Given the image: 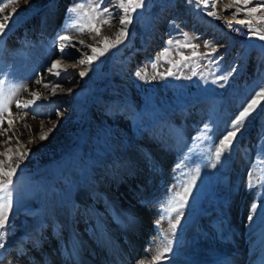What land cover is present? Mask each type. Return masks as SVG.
Masks as SVG:
<instances>
[{
	"label": "rangeland",
	"instance_id": "1",
	"mask_svg": "<svg viewBox=\"0 0 264 264\" xmlns=\"http://www.w3.org/2000/svg\"><path fill=\"white\" fill-rule=\"evenodd\" d=\"M117 2L103 0L97 7L94 0H0V4H7L0 19L11 14L10 30L0 36V82L6 94L16 92L12 98L14 125L7 134H0V153L12 148L13 163L17 151L28 153L11 187L13 205L8 223L0 230L4 233L0 240V264L18 262L12 257L17 251L11 244L25 231L35 230L50 237L49 223L61 218L71 205L77 207L80 229L92 227L97 232L101 219L106 232L116 231V239L127 244L123 225L106 220V202L109 199L114 205L120 203L117 212L127 219L125 210L140 203L142 194L138 189L142 179L133 178L135 188L124 193L118 192L113 181L104 191L99 179L101 173L111 172L106 168L110 160L123 161L132 148L137 155L130 158L131 166L137 170L151 158L153 177L165 171L172 173L174 185L177 184L175 192H182L183 186L196 176V169L200 170L183 209H179L178 198V205L173 207L179 214L182 212V225L176 227L173 239L175 248L186 242L191 228V232H198V216L205 211L213 213L214 220L220 223L219 236L233 240L243 264H264V208L254 214L249 212L250 204L264 200V104L246 121L231 152L223 155L215 168L211 167L215 147L226 127L245 100L264 86V41L249 38V26L237 23L251 20V27L264 33V4L252 0L244 6L237 5L235 0H217L207 8H198L191 0H145L144 8L137 10L128 26V40L94 61L87 75L81 77L79 71L88 66L80 65L79 60L91 55V49L78 44L68 53H60L57 37L67 34L73 40H83L85 45L101 47L103 37L114 39L120 28L117 21L122 13L114 7ZM56 5L61 11L59 22L50 29L51 11ZM103 7L110 9L111 17H97ZM252 7L260 11L249 14L247 9ZM71 8L77 12L69 11ZM238 9L239 15H233ZM212 10L219 19L207 15ZM77 21L84 26L83 32ZM90 22L100 27L99 34L89 30ZM45 24L46 29H41ZM170 40L172 44H168ZM206 42L220 46L216 57L192 58L174 66L181 54L192 56V49L184 45L197 44L198 51L206 53L210 51ZM165 48L167 54H163ZM53 60H59L60 67L68 71L53 76L49 72ZM233 66L236 72L226 82H213ZM169 69L176 75L162 78L158 74ZM138 71L142 76L146 73L147 78L137 77ZM41 78L49 85L47 88L35 83ZM57 84L53 95L52 87ZM69 88L71 93L67 92ZM32 89L41 90V97H47V101L42 98L27 110L17 109L15 100L31 99ZM164 127L175 138V142L170 141L174 161L172 155L160 161L156 154L161 150L158 146H154V154L147 156L149 148L142 143L146 138L158 141V131ZM6 128L7 123L0 126V133ZM53 128L47 139H40L41 133ZM9 137L10 143L6 142ZM6 159L0 155V160ZM104 182L107 183L106 179ZM154 190L149 186V195ZM104 192L107 197L103 199ZM80 195L87 196L90 216ZM162 200L158 197L151 201L159 212L164 210L160 203H167ZM93 210L100 218L92 214ZM250 214L252 220L248 219ZM201 225V229L205 226L209 230L207 225ZM167 226L155 229L162 241ZM51 240L58 241L50 237ZM134 240L133 244L140 243L141 249L132 255L129 264H136L141 259L139 253L144 256L151 246L144 245L141 234H135ZM31 247L37 248L35 243ZM104 256L108 262L107 254Z\"/></svg>",
	"mask_w": 264,
	"mask_h": 264
},
{
	"label": "bare ground",
	"instance_id": "2",
	"mask_svg": "<svg viewBox=\"0 0 264 264\" xmlns=\"http://www.w3.org/2000/svg\"><path fill=\"white\" fill-rule=\"evenodd\" d=\"M61 3L62 2H60L59 5H61ZM59 7L56 5L52 8L50 29L59 22L58 20L61 13ZM44 28L46 29V24L43 28L41 27V29ZM42 49L44 50V47H41L40 50ZM38 89H32V91L41 93L42 91ZM44 101L47 100L45 99ZM16 125L17 123H15V126ZM166 132L167 129L165 127L161 128L158 131L160 138H158V141L155 143L152 142L151 139H144L142 143L149 148V154H146L147 156L154 154L152 150H154V146H158L161 150L158 153L156 152V154L160 161L169 159L171 155L173 160L174 153L171 151V146H173V144H171L170 141L172 140L175 142V138L171 137ZM176 145L179 146L178 143ZM132 149L129 150L123 161L110 160L106 168L111 172L106 175L101 173L99 179V184L104 191L107 190L106 186L109 185V182L113 181L116 184L118 192L122 193L126 190L135 188L133 187V178L142 179L139 181L141 189H138V192L142 194L139 201L140 203L138 202V205L133 204V206L125 210L127 219H124L122 215L119 214L120 212H117L116 207L119 208L121 205L120 203L114 205L109 199H106V206L109 213H106L104 216L106 220L117 221L123 225V231L127 236V244L122 245V243L116 239V231H113L111 234L107 231L109 234H106V228H104L105 225L103 224L104 221L101 222L99 214H96L95 210L92 211V214L94 213L95 216L99 217L97 232H93L92 227L85 228L84 230L80 229L77 207L71 205L65 210L61 218H54L49 223L50 226H48V229L50 228L52 230L50 237L52 239L56 238L58 240L57 242L54 240L49 241L50 237H48L47 234L45 235L35 230H27L17 240L12 241L11 246L17 251V253L12 256L18 261L16 264H129L130 260L133 259L131 258L132 255L138 253L141 249L138 248L140 243H138V245L136 244L137 246L134 245L135 234L142 235V238L145 239V246H147V243L151 245L150 250L147 251L144 256H141L142 253H139L141 259L137 261L136 264H140V261H144L145 264H150L151 257L155 255L158 250H162L163 247L166 246L168 240L172 241V251L166 254L167 258L163 260L161 264H243L240 255L235 249V243L232 242L233 240H227L224 235L219 236V234H221V225L217 220H214L215 216L210 212L203 211L199 214L197 227H195L198 229V232L196 230L195 232L192 231V233L191 230L193 228H191V233L189 232L188 237H186V242L184 241V244L181 246L178 245V247L175 248V241H173V239H175L174 236L177 232H172L171 224L175 223L177 218H179V224H177V226L182 225L181 215L179 212L173 210V207L178 205L176 204L177 199L170 196L172 194L174 196L176 193L174 191L176 190L175 185L177 186V184L174 185L175 177L173 178L174 175H172V173L165 171L161 176L154 178L150 169L152 159L149 157L147 159V165L136 170L131 166L132 161H130L131 157L137 155L135 150ZM144 155L143 153L142 156ZM113 161H116V163L112 165ZM160 165H163V163H160ZM104 179H106L107 183L104 182ZM149 186L153 190L155 187L160 186L157 190L161 193L160 196L157 195L158 192L156 190H154L155 193H153L152 196L149 195ZM163 187H166L165 192ZM105 193L106 192L102 195L103 199L107 197ZM158 197L167 202L165 205L164 202L160 203L163 206V212H159L160 209H157L156 206L151 204L153 202L152 200L158 199ZM86 198L87 196L80 195L82 206L85 208L86 214L89 215L88 206L90 208L91 206ZM63 223L65 224V228ZM201 224L207 225L209 230L207 227L205 228V226L201 229ZM162 225H168L166 227V230H168L164 234L166 236L163 237V241L155 233V229L157 230V228ZM32 243H35L37 248H32ZM47 243L50 245H47ZM103 251L106 253H103ZM105 254H107L109 258V261L107 259L108 262L104 261L102 257ZM96 258L98 259L96 260ZM256 263L252 262V264Z\"/></svg>",
	"mask_w": 264,
	"mask_h": 264
},
{
	"label": "snow or ice",
	"instance_id": "3",
	"mask_svg": "<svg viewBox=\"0 0 264 264\" xmlns=\"http://www.w3.org/2000/svg\"><path fill=\"white\" fill-rule=\"evenodd\" d=\"M103 0H94V4L98 7L101 5ZM192 3L195 4L198 8H207L209 4H215L217 0H191ZM262 4H264V0H260ZM235 3L237 5H244L247 6L250 3H252V0H235ZM145 6V0H118V2L114 5L115 8H118L121 10L119 19L117 23L120 25V28L118 32L115 35L114 39H111L109 37H103L102 39V46L97 47L94 45H85L83 40H73L72 37H70L67 34H62L59 37H57V41L59 43V51L60 53H68L69 49L75 48L78 44L84 46L85 48L91 49V55H87L85 58H81L79 60L80 65H87L88 67L84 68L83 70L79 71V76L83 77L87 75V72L94 61H97L100 57L105 56L110 50L117 48L119 45L124 44L128 38H129V31L128 26L132 24L133 21V15L137 12L139 9H143ZM89 7H92V5H89ZM230 8L231 6H226ZM5 8H7V4H0V13H3ZM71 12H77L76 8L69 9ZM80 11L83 12V6H80ZM93 11H95V8H93ZM239 9L237 11L233 12V15H239ZM249 14H254L260 11L259 8L252 7L250 9H247ZM16 9H12V13H15ZM85 15H87L85 13ZM102 15H108L111 17V11L108 7H103L100 12L97 13V17ZM207 15L216 17L219 19V15L215 10L208 11ZM264 19V18H262ZM11 20V14L4 15L3 19H0V36H3L5 34L6 29L10 30L9 22ZM105 23H108L110 21H103ZM237 23L240 24H247L248 31H249V38H256L260 41H264V33L260 31L258 28L251 27L252 21L251 20H239ZM77 26L81 32L84 31V26L80 24L77 21ZM229 26H231V22H229ZM88 28L91 32L99 34L101 29L97 26L96 23H89ZM185 39H188V34H184ZM173 42L170 40L168 41V44H172ZM184 47H188L192 49V56H184L181 54L180 61L176 62L174 64L175 67H178L180 64L192 59V58H214L216 57V54L220 51V46H211L208 42L205 43V47H210V51L206 53H200L198 51L199 45L197 44H186ZM168 49H164L163 54H167ZM162 54V55H163ZM70 55V54H69ZM217 59H222L221 57H218ZM61 62L59 60H53L52 66L49 69V72L53 76H60L61 72H67V68H61L60 67ZM155 67V65H153ZM236 72V68L230 67L226 70V75H223L219 77L217 80L213 81L214 83H220L221 80L227 81L234 73ZM162 78L164 77H171L175 76L176 73L173 72L171 69H169L166 73H158ZM195 74V73H194ZM135 75L137 77H140L142 79H146V73L142 76L141 72H136ZM154 78V77H153ZM37 85H42L43 87L47 88L49 85L43 83V78L37 79L35 81ZM222 86V85H221ZM59 85H54L52 87V94H56V88H58ZM68 93L72 92V89H67ZM31 99H16L15 100V106L17 109L20 110H27L30 106L35 105L36 101L39 99H46L47 97H41L39 92H30ZM16 96V92H10L8 94L5 93V89L3 86V82H0V126H3L5 123H7L8 128L4 129L3 133L0 134H7L8 131L11 130L13 124H14V117L12 112V104H13V97ZM264 104V86L260 87V90L258 92H255L252 97H249L247 100H245L244 105L241 107V109L238 110V113L234 116V118L230 121V126L226 127L224 133L222 134V139L219 140L218 146L215 147V153H214V160L215 162L211 164L212 168H215L217 166V163L220 162L221 157L225 155L226 153H230L231 149L233 147L234 142L236 141L238 134L241 133L243 127L245 126L246 121L253 116V114L257 111V109ZM25 111V115H26ZM27 127V125H25ZM55 127V125H54ZM53 129H49L48 133H41L40 139L45 140L48 137V134L52 132ZM11 142V137H9L8 141ZM30 151V150H29ZM28 153L24 151H17L15 154V162L13 163V149L8 148L3 153H0V155H3L7 157L6 160H0V193L3 195H0V230H3L7 223H8V216L11 212L13 200L11 195V187L14 184L15 177L17 175V171L20 168L23 160L26 158V155ZM199 169H196V176L191 177V179L187 182L186 185L183 186L182 192H176L174 194V198H178L180 202V209H183L185 204L188 202V199L190 195L192 194L193 186L195 185V181L197 176L199 175ZM6 177V179H4ZM249 187H252L251 182L249 183ZM264 208V200H262L260 203H252L249 206V212L254 214L257 212L258 209ZM177 210V209H173ZM182 215V212H180ZM250 214L248 216L249 220L253 219V215ZM264 215V213H262ZM177 224H179V218H177L175 223L171 224V230L174 233L177 227ZM4 233L3 231H0V240L3 239ZM0 247H3V244L0 243ZM172 251V241L168 240L165 247H163L162 250H158L155 255L151 257L150 264H161L163 260L167 258L166 254L170 253ZM140 264H145L144 261H140Z\"/></svg>",
	"mask_w": 264,
	"mask_h": 264
}]
</instances>
